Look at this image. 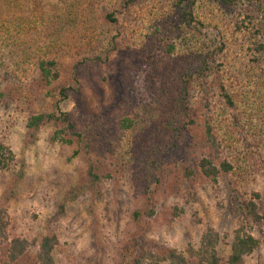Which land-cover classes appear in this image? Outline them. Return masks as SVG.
I'll return each mask as SVG.
<instances>
[{
  "label": "rangeland",
  "instance_id": "rangeland-1",
  "mask_svg": "<svg viewBox=\"0 0 264 264\" xmlns=\"http://www.w3.org/2000/svg\"><path fill=\"white\" fill-rule=\"evenodd\" d=\"M156 1L143 0L123 21L122 31L133 50H124L111 66L99 69L95 85H85L87 114L71 101L58 105L64 79L45 78L38 68L27 79L0 70V144L14 156L0 175L6 235L10 241L27 240L31 256L45 237L55 235L56 264H125L132 252L144 259L143 264H155L166 250H176L188 264H210L213 253L219 264H229L236 239L251 236L258 249L244 264H264V220L255 225L241 211L254 195L259 214H264V133L244 125L240 113L232 115L233 124H219V148L205 144L203 127L175 143L176 153L165 160L155 215L139 224L134 219L146 207V185L139 167L123 169V151L116 148L122 144L121 120L150 101L152 65L167 58L145 44L149 18L160 15L155 9L148 16ZM195 103L203 113V103L197 98ZM57 106L73 115L79 130L96 137L92 152H98L103 163L97 189L79 197L74 193L90 182L89 156L65 142L62 126L49 125L38 132L29 127L33 116H58ZM236 157L237 171L223 172L222 163ZM204 159L219 170L218 182L201 173ZM188 167L193 178L184 171Z\"/></svg>",
  "mask_w": 264,
  "mask_h": 264
},
{
  "label": "trees",
  "instance_id": "trees-1",
  "mask_svg": "<svg viewBox=\"0 0 264 264\" xmlns=\"http://www.w3.org/2000/svg\"><path fill=\"white\" fill-rule=\"evenodd\" d=\"M142 1L0 0V70L27 79L38 68L45 78L64 79L58 88V105L71 101L87 114L84 87L95 85L97 71L111 66L117 55L133 50L122 31L123 21ZM155 9L160 15L149 18L145 44L167 58L152 65L150 101L121 120L122 144L116 148L123 151V169L139 167L146 185V207L134 214L138 224L155 215L165 160L191 130L203 127L205 144L219 148V124H233L232 115L240 113L244 125L264 133V0H157L148 9L149 17ZM196 98L203 103L201 114ZM57 111L58 116L31 117L29 127L38 132L49 125L62 126L65 142L89 156L90 185L74 193L79 197L97 189L103 163L100 154L92 152L96 137L79 130L72 114L61 112L59 106ZM13 159L11 149L0 144V175ZM237 159L223 162V172H236ZM199 167L206 178L218 182L220 172L209 160H202ZM184 171L188 178L195 176L189 167ZM241 211L255 225L264 220L254 195L241 205ZM7 229V215L0 211V264H56L55 235L45 237L31 256L29 242L10 241ZM257 249L258 242L251 236L238 237L229 264H244L245 257ZM135 256L132 252L125 264L144 263ZM162 262L188 264L176 250H166L155 264ZM210 264H219L215 253Z\"/></svg>",
  "mask_w": 264,
  "mask_h": 264
}]
</instances>
